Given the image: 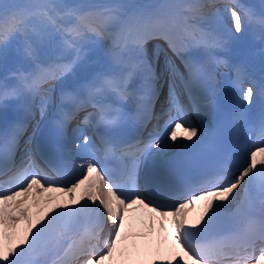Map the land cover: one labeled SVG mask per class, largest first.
<instances>
[{"label": "snow or ice", "instance_id": "1", "mask_svg": "<svg viewBox=\"0 0 264 264\" xmlns=\"http://www.w3.org/2000/svg\"><path fill=\"white\" fill-rule=\"evenodd\" d=\"M30 9L11 13L6 10L0 15V49L6 52L13 39L23 36L25 52L35 65L30 73L17 75V85L0 84V109H6L10 100L38 97L43 115L52 103L49 95L52 89L46 86L74 73L82 59V45L90 39L112 40L113 69L84 85L87 99H81L77 89L61 93L60 104L67 102L73 110L63 112L61 108L63 119L58 122L59 129L88 108L93 111L87 112L83 124L105 129L98 146L82 129H76L82 139L75 147L93 155L78 165L80 174L72 180L57 181L38 170L28 148L29 138L25 142V163L0 182V264H45L40 257L54 249L60 254L53 264H264V212L258 218L251 215L250 196L254 188L264 195V135L242 156L199 185L188 186L182 193H162L179 199L178 203L149 199L138 185L141 167L150 150L164 153L178 139L192 141L198 135L180 101L177 84L187 93L199 116L194 91L213 79L219 65L229 66L219 53L226 50L227 37L251 25L252 14L236 0H225L226 17L217 9L215 0L163 5L156 12H130L120 4L82 6L52 0L31 5ZM207 9H216L211 16L222 35L209 33L196 23L205 19ZM33 18L42 22L39 30L31 24ZM259 24L264 28V18ZM55 34L63 38L64 49L71 59L43 64L39 60V45ZM151 40L163 41L180 60L178 65L160 44L155 46L154 59L159 61L160 54H164V75L169 78L166 106H162L160 117L154 115L153 107L160 96L163 76L157 74L149 59L147 45ZM199 48L205 50L203 59L188 55ZM232 67L236 73L233 85L242 94L239 108L252 105L256 93L251 82L245 87L246 74L239 66ZM141 72L148 89L145 94L148 104L142 106L143 122L159 121L166 116L164 131L161 134L158 124L147 141L121 142L111 133L130 118L121 105L131 95L129 82ZM106 95L116 102H100L99 98ZM24 131L23 124H15L10 132H5L0 152L14 154ZM201 142L198 140L197 145ZM96 153L127 160L123 183L113 181L107 170L98 166ZM57 194L67 199L61 201ZM201 201L206 202L203 211L190 218L188 210ZM214 201L220 202L215 208ZM137 212L138 217L134 215ZM226 213L238 227L209 236ZM105 227L109 228L107 237H103ZM258 244L260 254L254 257L252 253Z\"/></svg>", "mask_w": 264, "mask_h": 264}, {"label": "bare ground", "instance_id": "2", "mask_svg": "<svg viewBox=\"0 0 264 264\" xmlns=\"http://www.w3.org/2000/svg\"><path fill=\"white\" fill-rule=\"evenodd\" d=\"M220 6V3L219 4H217V7H219ZM222 7H223V5H221ZM221 12L223 13V15L226 17L227 16V14H225L224 13V11L223 10H221ZM20 39L21 40H24V38H23V36H20ZM151 42V41H150ZM9 48H11V45H9L8 46V48H7V50L9 49ZM94 63L92 64V65H90V66H97L98 65V61L99 62H101L102 64H105L106 62H107V59L106 58H103V57H99V58H93V59H91ZM85 62V61H84ZM158 71H160L161 73H164V64H161V65H158ZM166 77V75H163V79H162V83H163V80H164V78ZM186 102V101H185ZM187 104H188V102H186ZM178 140H180V139H178ZM182 140V139H181ZM241 187H243V185H241ZM236 191H240V189H237ZM235 193H233V195H234ZM229 200H231V197L229 198ZM84 202H86V199H85V201ZM53 203H55V201H53ZM202 204V206H199L198 207V210H197V212L195 213V215L194 216H196L198 213H200V212H202L203 211V205L206 203V202H204V201H202L201 202ZM217 203H220L219 201H214L213 202V208H215V206H216V204ZM225 205H227L228 204V201H224L223 202ZM234 207V206H233ZM33 211L35 212L36 211V209H33ZM231 210H229V212H230ZM227 214V213H226ZM199 215V214H198ZM208 215L210 216L211 215V211H209V213H208ZM206 218H207V216H206ZM49 254V253H48ZM48 254H46L45 256H47ZM259 256V255H258ZM257 256V257H258ZM40 259H41V257H40ZM44 260V259H43Z\"/></svg>", "mask_w": 264, "mask_h": 264}, {"label": "rangeland", "instance_id": "3", "mask_svg": "<svg viewBox=\"0 0 264 264\" xmlns=\"http://www.w3.org/2000/svg\"><path fill=\"white\" fill-rule=\"evenodd\" d=\"M95 1H105V0H95Z\"/></svg>", "mask_w": 264, "mask_h": 264}]
</instances>
